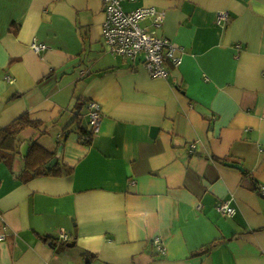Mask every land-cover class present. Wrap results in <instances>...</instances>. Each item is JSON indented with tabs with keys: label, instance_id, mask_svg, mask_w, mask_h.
I'll return each instance as SVG.
<instances>
[{
	"label": "crops",
	"instance_id": "crops-1",
	"mask_svg": "<svg viewBox=\"0 0 264 264\" xmlns=\"http://www.w3.org/2000/svg\"><path fill=\"white\" fill-rule=\"evenodd\" d=\"M120 6L165 13L166 77L109 52L102 0H0V129L42 124L0 162V264H264V0ZM34 141L60 174L24 182Z\"/></svg>",
	"mask_w": 264,
	"mask_h": 264
},
{
	"label": "built area",
	"instance_id": "built-area-1",
	"mask_svg": "<svg viewBox=\"0 0 264 264\" xmlns=\"http://www.w3.org/2000/svg\"><path fill=\"white\" fill-rule=\"evenodd\" d=\"M122 0H102L104 5L105 18L102 23V38L112 55L126 58H141L145 69L150 77L154 79L164 78L167 75L165 62L170 60L172 64L178 65L179 58L174 56V46L164 38L155 36L154 29L160 27L164 19V12L154 7H143L131 12H124L121 9ZM135 1V0H124ZM227 14L222 12L217 15V21H227ZM148 20L153 30L142 27L140 24ZM32 47L35 52H40L44 46L34 43ZM9 80V77H6ZM99 105L95 102L88 103L89 135L92 136L99 131L101 123ZM84 137L88 140L89 137ZM193 147V146H192ZM259 192L264 195V187ZM219 212L224 216H232L234 209L227 204L218 207ZM59 237L66 242L68 236L61 233ZM4 236L0 235V240ZM154 243L160 250L161 246L157 238Z\"/></svg>",
	"mask_w": 264,
	"mask_h": 264
},
{
	"label": "trees",
	"instance_id": "trees-1",
	"mask_svg": "<svg viewBox=\"0 0 264 264\" xmlns=\"http://www.w3.org/2000/svg\"><path fill=\"white\" fill-rule=\"evenodd\" d=\"M41 125L40 122L32 120L29 115L23 114L6 127L0 129V162L11 167V162L19 154L17 145L19 141L18 143L16 142V137L25 129H39ZM54 155L55 152H49L36 141L32 142L28 148V154L24 158V169L19 178L25 182L42 175L60 174L58 167H54L51 170L45 169L46 163Z\"/></svg>",
	"mask_w": 264,
	"mask_h": 264
},
{
	"label": "water",
	"instance_id": "water-1",
	"mask_svg": "<svg viewBox=\"0 0 264 264\" xmlns=\"http://www.w3.org/2000/svg\"><path fill=\"white\" fill-rule=\"evenodd\" d=\"M61 150H62V146H59L58 148H57V151H56V154H55V156L45 165V168L47 169V170H49V169H51L56 163H57V156L60 154V152H61ZM27 153H28V145H27V143H25L21 148H20V154H21V156L23 157V159H24V157L27 155ZM229 165H232V166H234V167H236V168H238V169H241V167L240 166H238V165H235V164H229ZM67 246L68 247H71V246H73V244L71 243V244H67Z\"/></svg>",
	"mask_w": 264,
	"mask_h": 264
},
{
	"label": "rangeland",
	"instance_id": "rangeland-1",
	"mask_svg": "<svg viewBox=\"0 0 264 264\" xmlns=\"http://www.w3.org/2000/svg\"><path fill=\"white\" fill-rule=\"evenodd\" d=\"M140 25H142V24H140Z\"/></svg>",
	"mask_w": 264,
	"mask_h": 264
}]
</instances>
